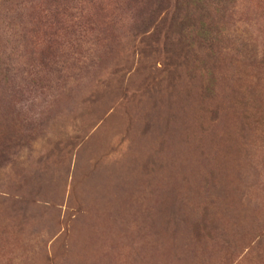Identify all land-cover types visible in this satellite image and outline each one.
Returning a JSON list of instances; mask_svg holds the SVG:
<instances>
[{
    "label": "rangeland",
    "instance_id": "rangeland-1",
    "mask_svg": "<svg viewBox=\"0 0 264 264\" xmlns=\"http://www.w3.org/2000/svg\"><path fill=\"white\" fill-rule=\"evenodd\" d=\"M0 264H264V0H0Z\"/></svg>",
    "mask_w": 264,
    "mask_h": 264
}]
</instances>
